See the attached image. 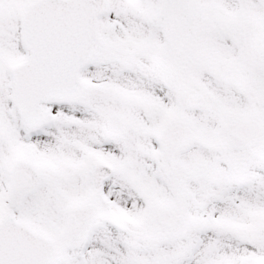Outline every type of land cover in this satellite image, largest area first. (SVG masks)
<instances>
[{
	"label": "snow or ice",
	"instance_id": "6c2138e0",
	"mask_svg": "<svg viewBox=\"0 0 264 264\" xmlns=\"http://www.w3.org/2000/svg\"><path fill=\"white\" fill-rule=\"evenodd\" d=\"M0 264H264V0H0Z\"/></svg>",
	"mask_w": 264,
	"mask_h": 264
}]
</instances>
